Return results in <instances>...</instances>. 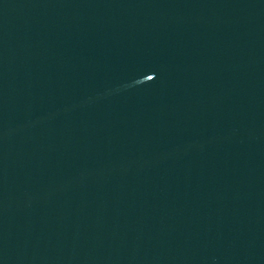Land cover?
Listing matches in <instances>:
<instances>
[{
  "label": "water",
  "instance_id": "obj_1",
  "mask_svg": "<svg viewBox=\"0 0 264 264\" xmlns=\"http://www.w3.org/2000/svg\"><path fill=\"white\" fill-rule=\"evenodd\" d=\"M0 264H264V0H0Z\"/></svg>",
  "mask_w": 264,
  "mask_h": 264
}]
</instances>
